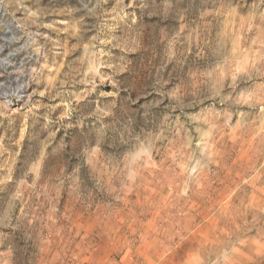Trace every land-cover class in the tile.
<instances>
[{
	"label": "clouds",
	"instance_id": "9594fccd",
	"mask_svg": "<svg viewBox=\"0 0 264 264\" xmlns=\"http://www.w3.org/2000/svg\"><path fill=\"white\" fill-rule=\"evenodd\" d=\"M0 264H264V0H0Z\"/></svg>",
	"mask_w": 264,
	"mask_h": 264
}]
</instances>
